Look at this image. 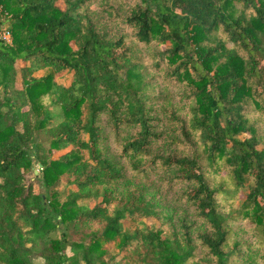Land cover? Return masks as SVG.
<instances>
[{
	"label": "trees",
	"instance_id": "obj_1",
	"mask_svg": "<svg viewBox=\"0 0 264 264\" xmlns=\"http://www.w3.org/2000/svg\"><path fill=\"white\" fill-rule=\"evenodd\" d=\"M249 106L264 112V0H0V264H264Z\"/></svg>",
	"mask_w": 264,
	"mask_h": 264
},
{
	"label": "rangeland",
	"instance_id": "obj_2",
	"mask_svg": "<svg viewBox=\"0 0 264 264\" xmlns=\"http://www.w3.org/2000/svg\"><path fill=\"white\" fill-rule=\"evenodd\" d=\"M59 5L61 7H64L63 3L60 2ZM236 6V9H237V16L241 13V11L243 10V4L242 3H239L237 2L235 4ZM127 35H128V40H131L130 38V35H131V31H127ZM6 38H8V36H6ZM221 38V37H219ZM223 39V38H222ZM224 40V39H223ZM226 43V41H224ZM228 47H231V44H228ZM29 64H23V63H19L17 64L16 68H17V76H16V83H15V88L18 89V90H21L22 89V74H21V70L23 67L25 66H28ZM48 73V70H41L37 73H35V76L37 77H41L45 74ZM56 80L61 83V84H64L65 86H68L71 84L72 80H73V74L70 73V72H64L62 74H59L56 76ZM155 89L158 91L159 90V85H155ZM42 103L46 106H48L50 104V101L48 99V97L44 98L42 100ZM182 111H186V110H182ZM247 117L249 118L250 122H251V125L255 126L257 129H258V139H260V146L259 148L260 149H264V112L262 110H256L254 109L253 106H249L247 108ZM36 119H40L38 117H36ZM244 137H249L248 134H246ZM41 171H42V168L40 167L39 164L36 163L35 165V172H34V179L35 178H39L40 175H41ZM37 172V173H36ZM210 177V181L211 183L213 184L214 183V179H215V176L214 175H209ZM168 184H166V186H163V191L165 192V190L167 191V186ZM35 188L37 190V192H40V184L39 183H36L35 184ZM177 188L179 187H176V190ZM59 189L61 191H67L69 189H74L73 187L71 186H68L66 185L64 182L62 183L61 182V185L59 186ZM250 191V186H249V183L246 184V186L244 187V189L242 190V192L240 193L239 195V200L235 201V202H230L231 200H227V199H223V200H220V203H221V210L223 213L225 214H234L236 215L238 210H239V207H240V204H241V200H244L246 195L249 193ZM172 193V192H170ZM174 195H170L168 196L167 198L170 199V200H174V201H170V203H164V204H168L170 205L171 207H174L176 208L177 205H176V202L179 203L178 206L182 209V206L180 203L183 204V202H179V197L180 195L175 192L173 193ZM96 204V201H91L89 203V206L90 207H94ZM142 222L146 223L148 225V227L150 229H153V230H158L159 228H164L165 229V232L166 233H169V231L171 230V228L169 226L167 227H162L161 226V223H159L157 220L153 219V218H148V219H141ZM237 224L239 225V227L241 228V232L242 233H245L248 228H250V225L247 223V222H243L241 221V219L237 222ZM136 225V223L134 221H131L130 223H127L125 222V226H130V228H134ZM113 251V250H112ZM68 255L69 257L72 256V253L70 250H68ZM113 256L115 257L114 258V262H118L120 259H122L123 255H119L117 254V252H113ZM117 258V259H116ZM32 262L33 264H44V261L39 259L38 257L34 256L32 257Z\"/></svg>",
	"mask_w": 264,
	"mask_h": 264
},
{
	"label": "water",
	"instance_id": "obj_3",
	"mask_svg": "<svg viewBox=\"0 0 264 264\" xmlns=\"http://www.w3.org/2000/svg\"><path fill=\"white\" fill-rule=\"evenodd\" d=\"M37 173V172H36Z\"/></svg>",
	"mask_w": 264,
	"mask_h": 264
}]
</instances>
